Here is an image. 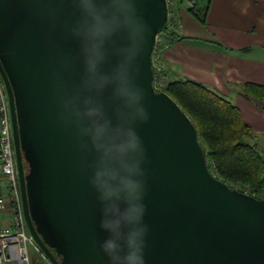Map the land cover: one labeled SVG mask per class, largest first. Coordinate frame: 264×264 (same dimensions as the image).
<instances>
[{
  "label": "water",
  "instance_id": "water-1",
  "mask_svg": "<svg viewBox=\"0 0 264 264\" xmlns=\"http://www.w3.org/2000/svg\"><path fill=\"white\" fill-rule=\"evenodd\" d=\"M167 18V0H0L24 213L54 264H110L117 219L147 227L144 264H264V198L218 178L155 90Z\"/></svg>",
  "mask_w": 264,
  "mask_h": 264
},
{
  "label": "crops",
  "instance_id": "crops-1",
  "mask_svg": "<svg viewBox=\"0 0 264 264\" xmlns=\"http://www.w3.org/2000/svg\"><path fill=\"white\" fill-rule=\"evenodd\" d=\"M177 2L183 27L165 53L168 68L237 105L256 142L264 144V100L242 89L247 83L264 85V0H201L205 21L184 0ZM3 221H11L9 212L0 214Z\"/></svg>",
  "mask_w": 264,
  "mask_h": 264
},
{
  "label": "trees",
  "instance_id": "trees-1",
  "mask_svg": "<svg viewBox=\"0 0 264 264\" xmlns=\"http://www.w3.org/2000/svg\"><path fill=\"white\" fill-rule=\"evenodd\" d=\"M190 10L205 21L206 7L201 5ZM179 38L172 33L174 41ZM242 89L264 100V85L247 83ZM166 92L195 124L210 170L213 172L211 165L218 175L213 173L230 187L235 188L230 184L238 181L251 186L254 191L251 194L264 198V154L251 142L254 132L241 109L217 90L190 79L174 76Z\"/></svg>",
  "mask_w": 264,
  "mask_h": 264
},
{
  "label": "built area",
  "instance_id": "built-area-1",
  "mask_svg": "<svg viewBox=\"0 0 264 264\" xmlns=\"http://www.w3.org/2000/svg\"><path fill=\"white\" fill-rule=\"evenodd\" d=\"M184 1L191 9L196 8L201 0ZM167 3V28H163L157 35L153 52L154 87L157 91H166L170 80L174 77L167 68L164 56L174 43L172 33L175 32L178 37H181L183 27L177 0H167ZM5 212L10 213L11 221L0 223V264H33L32 250L40 256L43 264H54L30 232L25 217L14 146L10 101L5 83L0 75V214Z\"/></svg>",
  "mask_w": 264,
  "mask_h": 264
},
{
  "label": "clouds",
  "instance_id": "clouds-1",
  "mask_svg": "<svg viewBox=\"0 0 264 264\" xmlns=\"http://www.w3.org/2000/svg\"><path fill=\"white\" fill-rule=\"evenodd\" d=\"M119 212L117 206H113ZM145 211L144 205L136 209V219L142 224V217ZM127 218V217H125ZM105 229L110 230V236L106 239L104 249L115 252V255H109L110 264H144L143 250L145 246L144 237L147 233V227L135 229L132 227L122 226L121 220L105 221L102 225ZM139 237L134 240L132 237Z\"/></svg>",
  "mask_w": 264,
  "mask_h": 264
},
{
  "label": "rangeland",
  "instance_id": "rangeland-1",
  "mask_svg": "<svg viewBox=\"0 0 264 264\" xmlns=\"http://www.w3.org/2000/svg\"><path fill=\"white\" fill-rule=\"evenodd\" d=\"M164 60L166 61V56H164ZM167 68H168V66H167ZM169 69V68H168ZM170 70V69H169ZM170 72H172L171 70H170ZM174 75V74H173ZM175 76V75H174ZM176 77V76H175ZM259 134V133H258ZM260 135V134H259ZM251 142H253V143H256L257 144V146L260 148V150L263 152V154H264V144L262 143V144H260V143H258V142H256V136H255V133H254V135H253V137H252V139H251ZM209 165H210V163H209ZM210 167H211V169H213V172L215 173V174H217V172L214 170V168H212L213 166H211L210 165ZM218 175V174H217ZM231 186H233V187H235V188H237V189H239V190H241V191H245V192H250V193H254V191H253V189H252V187L251 186H249V185H246V184H244V183H241V182H231V184H230ZM257 195L259 194V193H256ZM2 223H6L5 221H3ZM31 255H32V261H33V264H43V261L41 260V258H40V256L34 251V250H32L31 251Z\"/></svg>",
  "mask_w": 264,
  "mask_h": 264
},
{
  "label": "flooded vegetation",
  "instance_id": "flooded-vegetation-1",
  "mask_svg": "<svg viewBox=\"0 0 264 264\" xmlns=\"http://www.w3.org/2000/svg\"><path fill=\"white\" fill-rule=\"evenodd\" d=\"M26 169H27V165H26Z\"/></svg>",
  "mask_w": 264,
  "mask_h": 264
}]
</instances>
